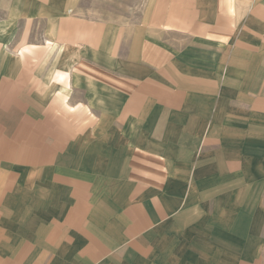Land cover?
I'll return each instance as SVG.
<instances>
[{
	"label": "crops",
	"instance_id": "crops-1",
	"mask_svg": "<svg viewBox=\"0 0 264 264\" xmlns=\"http://www.w3.org/2000/svg\"><path fill=\"white\" fill-rule=\"evenodd\" d=\"M120 3L0 0V264H257L264 0Z\"/></svg>",
	"mask_w": 264,
	"mask_h": 264
},
{
	"label": "rangeland",
	"instance_id": "rangeland-1",
	"mask_svg": "<svg viewBox=\"0 0 264 264\" xmlns=\"http://www.w3.org/2000/svg\"><path fill=\"white\" fill-rule=\"evenodd\" d=\"M96 1L102 2V3L104 2V0H95V2ZM121 3H120V0H113V10H115V8H118L120 11V7H118V6H120ZM128 3H131V0H128ZM20 41L21 40H19V38H18V40H17L18 44L17 45H20ZM40 42H41V40L38 38V40L35 41V44L40 45L41 44ZM35 59H36V61H41V55L35 56ZM49 61H50V64L54 63L53 58H51V60H49ZM258 202H259L258 199L255 200V205H257ZM263 205H264V203H263ZM250 209L253 210V209H257V208H255L254 206H251ZM261 210L264 211V208H262ZM257 219L260 220V223H258L256 226L258 228L261 227V230L258 229L257 231H252L251 236L256 238L255 240L258 241V245L256 246V248H252V247L244 248V247H242V250H244V252H246V254L244 255V258L252 257L253 256L252 251H255L256 252L255 256H257L256 257V260H257L256 263L257 264H264V214L258 215ZM242 264H247V263H242Z\"/></svg>",
	"mask_w": 264,
	"mask_h": 264
}]
</instances>
